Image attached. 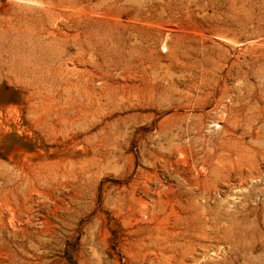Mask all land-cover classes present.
I'll return each mask as SVG.
<instances>
[{"label":"rangeland","instance_id":"1","mask_svg":"<svg viewBox=\"0 0 264 264\" xmlns=\"http://www.w3.org/2000/svg\"><path fill=\"white\" fill-rule=\"evenodd\" d=\"M225 114L264 139V0H0V264H264Z\"/></svg>","mask_w":264,"mask_h":264},{"label":"bare ground","instance_id":"2","mask_svg":"<svg viewBox=\"0 0 264 264\" xmlns=\"http://www.w3.org/2000/svg\"><path fill=\"white\" fill-rule=\"evenodd\" d=\"M188 108L195 109L196 104H190ZM221 120L223 124H221L218 119L215 121L217 134L219 135L218 140L221 144H229L234 150L223 149L222 152L216 156V160L220 165V170H215L214 174L218 177H224L228 185H232L233 178L238 180L239 184L237 187H239L242 192L246 191L244 195V197H246L245 201H252L257 188L251 187L248 189L245 185L252 181L260 182L262 180L260 165L262 163L264 164V139L256 136L252 128H245L242 125L241 119L232 118L228 114H225ZM203 130L204 126L202 125L196 128L193 134L199 138H203ZM247 138H250V142L247 141ZM204 153L205 152H202L201 154ZM206 159L204 155L198 157V169L201 174L206 173V168L208 166ZM205 190L210 195L212 190L218 191V187H205ZM199 222L202 225L206 223L204 216H199Z\"/></svg>","mask_w":264,"mask_h":264}]
</instances>
